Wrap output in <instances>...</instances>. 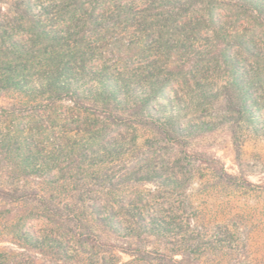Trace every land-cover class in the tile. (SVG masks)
<instances>
[{
	"label": "rangeland",
	"instance_id": "374dc122",
	"mask_svg": "<svg viewBox=\"0 0 264 264\" xmlns=\"http://www.w3.org/2000/svg\"><path fill=\"white\" fill-rule=\"evenodd\" d=\"M0 264H264V0H0Z\"/></svg>",
	"mask_w": 264,
	"mask_h": 264
}]
</instances>
